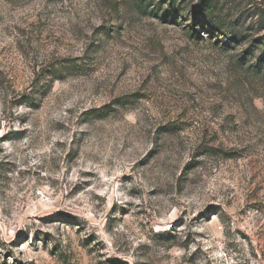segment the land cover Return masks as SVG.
Segmentation results:
<instances>
[{"label":"rangeland","instance_id":"obj_1","mask_svg":"<svg viewBox=\"0 0 264 264\" xmlns=\"http://www.w3.org/2000/svg\"><path fill=\"white\" fill-rule=\"evenodd\" d=\"M197 4L178 0L166 19L164 0H0V145L43 161L35 172L20 170L0 147V204L17 181L52 191L59 181H41L49 163L59 171V159L65 176L99 165L78 172L91 179L58 193L74 209L51 218L63 222L67 243L49 248L51 232L42 246L39 234L28 243L18 225L34 193L21 190L9 201L0 237L14 238L0 239V264H37L23 256L41 264H128L129 249L134 264H264V76L237 67L247 43L218 45L223 37L204 23L193 35ZM213 4L250 41L263 36L264 0ZM104 107L112 110L104 119L89 114ZM173 124L182 131L168 134ZM167 175L175 176L174 186ZM101 177L118 181L117 192L126 183H154L146 194L132 187L129 195L141 203L125 206L111 190L88 192ZM176 198L192 201L190 220L188 209L169 212ZM153 218L171 228L145 231Z\"/></svg>","mask_w":264,"mask_h":264},{"label":"clouds","instance_id":"obj_2","mask_svg":"<svg viewBox=\"0 0 264 264\" xmlns=\"http://www.w3.org/2000/svg\"><path fill=\"white\" fill-rule=\"evenodd\" d=\"M26 111V109L21 108L20 112ZM19 114V113H17ZM28 125H26L27 127ZM83 130V129H82ZM70 139V134H69ZM0 147H3L6 149L5 155H8L9 153H13V156H9V159L15 158L16 163L19 165L20 170L24 169H30L31 171L35 172L38 170L37 166L43 163L41 157L39 154L34 152H17L13 149L12 146L4 144L0 145ZM92 159H97L96 156L90 157ZM56 163L59 164V171L53 172L51 169L52 165L49 163L47 165L46 170L44 171V179L41 181L42 184H49L52 180L59 181L58 184H55L54 189L50 191L49 193H43L39 191V185L36 184L35 180H24L23 182H15L13 183L9 188H5L4 192L7 193V197L4 200V203L0 204V213H2L5 209L11 210L9 201L14 200L16 197H18L19 192L21 190L29 191L30 193H34L33 199L35 201V204L29 205L28 211L23 213L24 221L25 223L23 225H18V227H24L25 231L28 235V243H32L33 238L39 234V239L36 240V245H43V242L45 240V234L51 232V237H48L49 244L48 247L51 248L53 243L63 242L67 243V237L70 235L66 232L63 222L55 219H51L54 217L56 213H58L61 209H64L66 212L68 211H74L70 205L72 204V200H62L60 199L58 193L63 192L67 193V191L70 190V188L73 186V184L77 181L83 182L85 180L91 179L90 177L80 176L78 175V172L80 170L83 171H98L99 165L93 164L91 167L84 166L82 169L76 168L73 169L72 172H70L67 176H65V172L68 171V169L65 167L63 159H59L56 161ZM48 178H51L48 179ZM14 179H16L14 177ZM167 181H169L173 186L175 185V176L174 175H167L166 176ZM150 183H141L139 185L136 184H125L124 190L122 191H115L117 188L120 187L119 182L117 181L116 184H106L105 180L101 177L93 182L92 188L88 189V192L90 194L100 195L103 196L105 194L104 190H111L112 192H115V200L118 204L125 205V202H132L133 204L141 203V200H138L134 198L133 196L129 195V192L132 187L138 186L141 187L145 194L149 190L151 184ZM143 199V198H141ZM95 204H100L101 202L99 200L94 201ZM146 204L147 201H144ZM192 201L189 200H183L181 201L179 198H176L173 204H169V212L175 210L178 213H183L185 209L189 210V216L185 217L186 220H190L193 209L191 208ZM106 211L103 205H101V208L99 209V214H103V212ZM114 218L118 217L119 213H114ZM102 227V225H101ZM169 228H171V224L169 222H165L163 224H158L157 220L153 218L151 222H147L145 224V231H153V232H161L166 231ZM189 226L185 224L183 227L177 226L178 231H184L188 229ZM92 231L91 228L86 229V232ZM194 231H203V229L196 228ZM117 232H119V229H117ZM99 234V233H98ZM14 236L5 235L3 237H0L4 242H8L11 239H13ZM103 238V237H102ZM146 244H150V241H144ZM119 247V244L117 245ZM4 249L0 248V252H2ZM22 251H26V246L22 247ZM195 251V246L193 245L189 251L186 253V255H191V252ZM131 249H129V254L124 255L123 259L128 261V264H134V261L136 257L132 256L130 254ZM19 255V252L17 253ZM179 255V254H178ZM21 259H37V264H41V260L37 257H29V256H23ZM9 264H11V260L9 261ZM164 264H178V261L176 259L165 261ZM199 264V262H198Z\"/></svg>","mask_w":264,"mask_h":264},{"label":"trees","instance_id":"obj_3","mask_svg":"<svg viewBox=\"0 0 264 264\" xmlns=\"http://www.w3.org/2000/svg\"><path fill=\"white\" fill-rule=\"evenodd\" d=\"M141 2L143 0H140ZM166 2L167 7L169 8L165 13L164 17L166 19H170L174 12L175 5L178 0H164ZM211 1L215 0H198V4L195 8H193L194 13V22L190 25V28L193 32V35L199 37V33L197 32V25L199 23H204L208 26V32L210 35L219 38L220 36L223 39H218L216 44H221L225 48L232 49L234 44L245 45L248 44L247 49L242 51L239 54V58L235 59L237 63V67L242 68L246 67V70L264 76V34L262 37H258L253 41H250L251 36L247 34L246 31H242L238 28V22L235 23L230 21L229 18H226L223 15L222 10L218 9L215 4L211 5ZM215 6V7H214ZM157 9L161 11V4H158ZM160 7V8H159ZM179 9L175 12L173 17V21L177 22V16L180 14L183 4ZM220 40V41H219ZM60 70L58 72H61ZM127 102H119V105H126ZM109 107L99 108L92 110L89 114L94 119H104L108 116V114L112 110H108ZM168 134H176L182 129L177 128L176 125H170L167 128ZM206 148L203 147V150Z\"/></svg>","mask_w":264,"mask_h":264}]
</instances>
